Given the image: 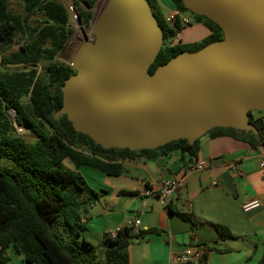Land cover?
Returning a JSON list of instances; mask_svg holds the SVG:
<instances>
[{"label": "trees", "instance_id": "16d2710c", "mask_svg": "<svg viewBox=\"0 0 264 264\" xmlns=\"http://www.w3.org/2000/svg\"><path fill=\"white\" fill-rule=\"evenodd\" d=\"M74 1L82 24L90 26L91 8L96 0ZM147 1L164 32L163 44L148 68L150 74L179 52L200 49L223 36L215 22L194 14L185 8L182 0H170L177 11H190L192 21L202 23L209 30L199 41L173 42L171 37L191 21L183 24L176 18L169 25L158 1ZM9 4L10 0H0V47H4L0 54V159L5 161L0 164V264H8V249L21 254L27 263L100 264L99 246L86 237L84 223L99 193L87 184L77 168L89 165L108 175H119L125 172V160L139 155L152 158L175 149L196 159L200 137L192 144L186 138H179L153 149L131 150L104 148L87 134L75 130L65 114H56L62 106L61 85L75 71L70 64L54 60L74 32L67 6L59 0H21V12H12ZM33 15L41 16L36 25L31 23ZM17 34L24 36L23 41L17 49L5 53ZM44 61L48 63L38 71L37 65ZM10 66L22 68L10 69ZM8 110L14 111L18 126L30 128L36 137L34 141L16 133ZM255 112L264 110L247 113L256 131L216 126L204 135H227L247 142L253 149H261L264 115L255 116ZM64 159H69L75 168H66ZM166 208L194 225L199 223L191 214L173 209L170 204ZM212 225L220 236H231L225 226ZM158 231L157 228L134 231L131 225H125L114 235L103 233L105 264H129L130 241ZM257 264H264V251Z\"/></svg>", "mask_w": 264, "mask_h": 264}, {"label": "water", "instance_id": "95a60500", "mask_svg": "<svg viewBox=\"0 0 264 264\" xmlns=\"http://www.w3.org/2000/svg\"><path fill=\"white\" fill-rule=\"evenodd\" d=\"M182 2L223 36L150 74L164 32L147 0H108L91 41L75 1L66 0L82 42L56 114L104 148L153 149L179 138L192 144L216 126L256 131L247 113L264 110V0Z\"/></svg>", "mask_w": 264, "mask_h": 264}, {"label": "crops", "instance_id": "0c3cea01", "mask_svg": "<svg viewBox=\"0 0 264 264\" xmlns=\"http://www.w3.org/2000/svg\"><path fill=\"white\" fill-rule=\"evenodd\" d=\"M157 1L165 15L175 10L170 0ZM200 25L205 27L203 38L209 30ZM254 115L263 116L264 112ZM261 149L227 135H202L196 159L180 149L152 158L139 155L123 161L125 172L119 175H108L89 165L79 166L85 179L92 178L89 186L99 193L84 223L86 237L99 246L100 264H105L103 233L114 232L135 220L139 228L159 231L130 241L129 264H257L264 251ZM195 161H203L204 168H191ZM67 167L75 168L72 162ZM161 177L185 180L184 186L165 203L156 193H143L149 187L157 189ZM255 197L261 205L243 211L241 204ZM167 204L191 214L199 223L194 225L170 212ZM212 224L225 226L231 236H220ZM185 250L194 254L190 262L174 260V255ZM7 253L8 264H34L11 249Z\"/></svg>", "mask_w": 264, "mask_h": 264}, {"label": "rangeland", "instance_id": "374dc122", "mask_svg": "<svg viewBox=\"0 0 264 264\" xmlns=\"http://www.w3.org/2000/svg\"><path fill=\"white\" fill-rule=\"evenodd\" d=\"M59 1L63 2L66 5V0H59ZM107 2H108V0H96L94 6L91 8L92 13H93V16L91 19V24L88 27L84 26L90 41L93 39V35L90 33L91 25L97 19V17L101 13V11L103 10V8ZM79 6H82V4H79ZM9 9L12 12H21V9H22L21 8V0H10ZM68 11H69L70 23L74 28V32H73L72 36L70 37V39L68 40V42L66 43V46L64 47V49L57 54V56L55 57L54 60L56 62H63V63L70 64L72 58L74 57L77 50L79 49L82 40H81L80 34L78 32L77 26L75 24V20L72 17L69 9H68ZM162 13H163V15H165V11L163 9H162ZM183 13H184V15L188 16L191 19V23L189 25H186V26H183L182 28H180L176 32V34L173 37H171V41H173V42H177V41L182 42L183 41L185 43H191V42L201 40L202 36L205 33V27L200 25V22L192 21L193 17H192V14L190 13V11H185ZM40 18H41L40 15H33L31 17V23L34 25L38 24L40 21ZM23 39H24V36H20L19 34H17L13 39L12 46L9 49H5L4 52L7 53L11 50L17 49L19 43H21L23 41ZM1 48H4V47H0V54H1ZM47 63H48L47 61L39 63L37 65L38 71H41ZM18 68L20 69V68H22V66H10V69H18ZM0 69H1V66H0ZM7 114L9 116V118H12L13 117L12 115L14 113L12 110H8ZM18 134L23 136V138L25 140L30 141V142L34 141L36 139L35 135L32 133V131L30 130V128L28 126H26V128H24L23 131L19 132ZM3 163H5V161L0 159V164H3ZM62 163L66 168H68L67 165L71 164V161L69 159H64ZM83 171L84 170H82V173H83ZM91 179L92 178L86 177L85 180H86L88 185H90V183H92L93 180H91Z\"/></svg>", "mask_w": 264, "mask_h": 264}, {"label": "built area", "instance_id": "2783aa9c", "mask_svg": "<svg viewBox=\"0 0 264 264\" xmlns=\"http://www.w3.org/2000/svg\"><path fill=\"white\" fill-rule=\"evenodd\" d=\"M176 18L180 19V21L183 24H188L191 21L188 16L184 15V13L182 12L177 11L176 9L165 15V21L169 25L173 24ZM12 116L13 117L10 119L12 120L14 124L16 133L22 132L23 128L18 126L15 123L14 114ZM261 150H262V158L260 159V165L262 168H264V147ZM204 166H205V163L203 161H195L194 163L190 165V167L194 169H203ZM158 183H159V187L157 189H154L153 187H149V188H146L143 193L144 194H153V193L155 194L156 193L160 196V198L162 199V202L165 203V200L167 197L172 196L175 192H177L179 189H181L184 186L185 180L184 178L172 179L168 177H161L158 180ZM260 205H261L260 200L255 197L248 201L243 202L241 204V208L243 211H249V210L259 207ZM131 226L134 229V231L138 230L139 221L135 220L131 224ZM115 232L116 230L114 232H111V234L114 235ZM193 257H194V254H192V252L189 250H185L183 253L176 254L173 256L174 260H176L177 262H183V263L190 262L193 259Z\"/></svg>", "mask_w": 264, "mask_h": 264}]
</instances>
